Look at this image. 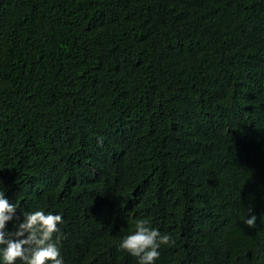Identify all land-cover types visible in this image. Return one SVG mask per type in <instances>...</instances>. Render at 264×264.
Returning <instances> with one entry per match:
<instances>
[{
	"label": "trees",
	"instance_id": "16d2710c",
	"mask_svg": "<svg viewBox=\"0 0 264 264\" xmlns=\"http://www.w3.org/2000/svg\"><path fill=\"white\" fill-rule=\"evenodd\" d=\"M0 184L64 264H264V0H0Z\"/></svg>",
	"mask_w": 264,
	"mask_h": 264
},
{
	"label": "clouds",
	"instance_id": "9594fccd",
	"mask_svg": "<svg viewBox=\"0 0 264 264\" xmlns=\"http://www.w3.org/2000/svg\"><path fill=\"white\" fill-rule=\"evenodd\" d=\"M251 213L252 207H249L248 214ZM256 219L251 215L244 223L255 228ZM12 221H19L17 206L0 190V257L3 264H16L17 260L21 264H64L58 246V225L63 223L61 215L45 214L43 210L27 212L23 214V221L16 223L15 231L9 232L6 225ZM174 243L169 234H161L146 220H138L134 231L121 239L119 250L136 258L137 264H155L160 248Z\"/></svg>",
	"mask_w": 264,
	"mask_h": 264
}]
</instances>
